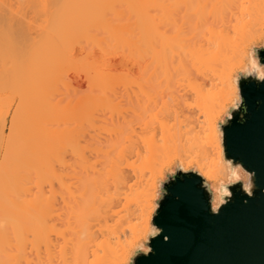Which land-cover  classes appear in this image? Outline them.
<instances>
[{"label":"bare ground","instance_id":"1","mask_svg":"<svg viewBox=\"0 0 264 264\" xmlns=\"http://www.w3.org/2000/svg\"><path fill=\"white\" fill-rule=\"evenodd\" d=\"M15 1L22 5L29 0ZM38 1L52 13L47 25L42 27L45 43L39 50L35 49L36 52L33 49L34 53L28 54L31 58L22 60L24 63H14L3 70V74L0 72L2 84L20 93L19 104L9 118L10 125L7 126V119L0 123V264H127L133 249L151 231L158 180L163 178L167 167L178 160L188 170L196 163L201 175L213 183V187L219 170L227 169V165L222 164L225 160L223 135L218 122L239 96L234 78L237 71L243 69L244 58L252 55L250 45L263 38L260 34L264 30V0H163L160 4L159 0H140L138 10L155 6L161 8L172 24L178 21L177 35L157 34L159 57L162 59L163 51L173 43L179 47L181 66L191 69L189 86L199 98L198 106L210 125L209 134L204 140L200 123L193 126L189 123L185 133L168 132L161 140H152L147 144L152 161L149 178L141 171L138 182L130 186L126 172L112 159H106L100 168L98 162L85 165L82 171H74V191L63 204L52 200L45 189L46 183L52 185L54 181H61L57 166L63 164L56 152L60 142L49 139L44 127L46 114L57 111L44 92L47 91L45 68L51 62V45L56 41L72 53L71 41L87 35L96 25H100L98 32L88 34L78 44L87 48L108 43L119 27L116 20L130 3L129 0H112L118 1L121 9L111 20L105 16L107 0ZM143 23L147 25L145 19ZM253 23L255 29L249 31ZM183 32L184 38L181 37ZM4 40L7 49L15 50L8 34ZM36 44L33 43L30 50ZM35 46L33 48L38 47ZM19 55L14 58L26 59L23 53L22 57ZM192 71L199 75L214 73L219 82L208 88L194 81ZM193 150L198 154L185 162L182 153ZM82 162L86 160L82 158ZM140 187L143 189L138 191ZM133 201L140 210V224L131 219ZM116 206L123 212L114 210ZM121 213L124 216L120 218L127 220L129 235L125 229L120 232L123 225L111 224L114 220L109 225L110 219ZM100 234L101 237L106 234V238L98 242ZM120 234L126 239L124 242Z\"/></svg>","mask_w":264,"mask_h":264},{"label":"rangeland","instance_id":"2","mask_svg":"<svg viewBox=\"0 0 264 264\" xmlns=\"http://www.w3.org/2000/svg\"><path fill=\"white\" fill-rule=\"evenodd\" d=\"M140 2L129 0V7L116 20L119 27L114 31L115 37L108 43L87 48H82L78 44L88 34L97 31L100 25H96L87 35L71 41L72 53L56 41L51 45V62L45 68L47 91L44 92L57 111H49L46 114L44 127L49 139L60 142L56 152L62 158L63 164L57 166L61 181H54L52 185L46 183L45 189L48 196L59 204L67 201L74 191V171H82L85 165L91 166L98 162L100 168L102 162L105 163L108 158L112 159L117 167L126 172L130 186L138 182L141 171L146 174L147 179L149 178L148 171L152 167V161L147 144L152 140H161L163 134L168 132L185 133L189 130V123H192L191 126L200 123L203 127L201 136L204 140L209 134V122L205 121V113L198 106L199 98L189 86L191 69L186 70V66H181L179 47L173 43L163 51L162 59L159 57L157 34L165 32L168 37L177 35L178 21L175 20L172 24L161 8L155 6L138 10ZM158 3H163V0H159ZM41 6L38 0H29L22 5L15 0H0L2 74L3 70L10 68L14 63H24L22 60H27L29 55L37 51L35 49L39 50L40 45L45 43L46 34L42 27L47 25L52 13ZM118 9H121L118 1L114 3L107 0L105 16L113 20ZM144 19L147 22L146 26L143 23ZM254 29L253 23L248 30ZM6 34L13 40L15 46V48L12 46V49H15L13 51L4 45ZM260 35L263 38L253 42L249 47L250 51L254 47L263 46L264 30ZM181 37H186L184 32L181 33ZM25 42L37 43L38 47L34 45L36 48L32 46L30 50L32 44L27 45ZM26 46H29V49ZM27 51L29 53L26 56L24 54ZM16 52L20 54L19 57L23 53V58L26 59L17 60ZM240 71L242 69L237 71L235 77ZM192 75L195 82L205 84L208 88L219 82L214 73L199 75L192 71ZM19 96L17 90L11 89L9 85H3L0 77V123L7 119V126L10 125L9 118L13 116L19 104ZM227 113L228 108L220 120L225 118ZM8 132L9 127L6 128V135ZM193 151L195 153H182V159H185V162L193 160L198 152ZM82 158L86 162H82ZM181 164L180 161H175L171 167L165 169L163 178L158 180L155 205L160 182ZM189 169L199 171L196 163ZM142 189L143 187H140L138 191ZM119 206L121 208V205ZM118 207L114 210L123 212ZM156 209L157 205L154 213ZM131 211L133 223L140 224L142 222L140 210L134 201L131 204ZM121 216L124 214L110 219L109 225L113 222L117 223V226L123 225V228L119 229L120 232L125 229L129 235L130 231L125 222L127 220L120 218ZM112 235L110 234L111 239L115 237ZM105 236L102 238L100 234L98 242L103 241ZM121 236L123 238V235ZM125 240L122 239L123 242ZM145 241L146 239L140 241L136 247Z\"/></svg>","mask_w":264,"mask_h":264},{"label":"water","instance_id":"3","mask_svg":"<svg viewBox=\"0 0 264 264\" xmlns=\"http://www.w3.org/2000/svg\"><path fill=\"white\" fill-rule=\"evenodd\" d=\"M250 52L264 64V44ZM239 87L246 106L228 107L218 128L225 160L255 173L252 195L234 186L230 202L214 215L205 183L213 185L196 169L178 165L159 185L151 221L157 234L149 232L128 264H264V82L241 76Z\"/></svg>","mask_w":264,"mask_h":264},{"label":"clouds","instance_id":"4","mask_svg":"<svg viewBox=\"0 0 264 264\" xmlns=\"http://www.w3.org/2000/svg\"><path fill=\"white\" fill-rule=\"evenodd\" d=\"M245 64L242 72L238 74L234 79L236 81L235 91L240 93L239 80L241 76L248 78L253 77L258 82H264V64L261 63L260 58L256 53L246 56ZM245 105L244 97L239 95L234 101V108L240 110ZM232 114H228V119H232ZM243 113H241L242 118ZM223 165H227V169L221 168L217 173V179L215 181L214 188H209L205 183V189L210 194V210L214 215H218L222 206L228 204L233 197L231 188L236 185H240V191L247 196L252 195L253 191V177L254 172L246 170L242 163L236 162L233 159H226L222 161ZM247 177V179H245ZM158 229L156 226H152L151 234H157Z\"/></svg>","mask_w":264,"mask_h":264}]
</instances>
